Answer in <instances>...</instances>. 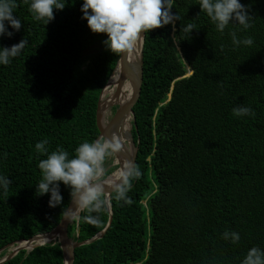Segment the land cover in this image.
Listing matches in <instances>:
<instances>
[{
	"label": "trees",
	"instance_id": "16d2710c",
	"mask_svg": "<svg viewBox=\"0 0 264 264\" xmlns=\"http://www.w3.org/2000/svg\"><path fill=\"white\" fill-rule=\"evenodd\" d=\"M60 2L65 8L45 25L33 19L31 0H15L22 27L5 22L13 35L0 36V47L28 41L0 64V176L12 181L6 195L0 187V248L60 222L70 189L61 182L62 204L50 208V193H36L38 164L57 148L74 158L81 143L99 137V95L120 56L82 19L83 0ZM199 2L174 0L175 29L145 34L132 129L141 176L130 202L112 194L111 225L76 248L74 264H242L252 247L264 251V0H240L251 27L230 22L223 33ZM188 24L196 26L190 34L181 31ZM232 32L253 45H234ZM240 106L254 117L234 116ZM45 139L48 152L38 153L35 145ZM106 168L107 176L116 166ZM94 215L98 225L74 219L69 236L84 240L102 230L109 211ZM225 231L237 232L239 241L223 239ZM4 264L64 261L56 242L22 249Z\"/></svg>",
	"mask_w": 264,
	"mask_h": 264
},
{
	"label": "clouds",
	"instance_id": "9594fccd",
	"mask_svg": "<svg viewBox=\"0 0 264 264\" xmlns=\"http://www.w3.org/2000/svg\"><path fill=\"white\" fill-rule=\"evenodd\" d=\"M28 0H25L27 3ZM66 3L60 0H31L29 11L35 21H42L47 25L54 20V10H63ZM199 6L202 12L215 24L218 32L223 33L230 22H236L243 30L251 27L249 10L240 0H200ZM15 0H0V36L11 37L5 22L15 31L22 27L21 21L14 15ZM174 0H83L81 11L82 19L87 20V26L94 34H106L107 40L103 41L106 48L114 55H122L132 52L138 42H142L144 35L151 30L172 25L175 29V21L180 20L179 15L173 14ZM196 26L188 24L181 31L191 33ZM232 43L236 46L253 45V38L239 39L235 32L231 33ZM175 40V36L173 37ZM28 44L23 39L18 44L0 47V64L8 65L12 58L21 54ZM236 117L251 115L254 111L249 107H236L232 110ZM45 139L35 145L36 151L46 154L48 149ZM125 150L123 137L113 133L109 138L102 137L94 142H83L75 149L74 158H69V153L63 148H57L40 160L38 167L41 170L42 179L36 187L37 195L50 193L49 207L55 208L62 204L63 197L60 194L62 182L70 189V198L73 211L68 208V213L73 218L82 219L85 223L96 226L100 223L99 216L110 206L113 198L116 201L130 202L128 193L134 180L141 176L139 167L130 160H125L122 167L114 174L115 179L106 180V162ZM12 181L0 176V187L4 194L8 192ZM106 186L111 187V193L106 191ZM80 212L86 215L79 217ZM65 218H68L66 214ZM223 239L237 243L240 236L237 232L225 231ZM242 264H264V251L258 247H252Z\"/></svg>",
	"mask_w": 264,
	"mask_h": 264
},
{
	"label": "water",
	"instance_id": "95a60500",
	"mask_svg": "<svg viewBox=\"0 0 264 264\" xmlns=\"http://www.w3.org/2000/svg\"><path fill=\"white\" fill-rule=\"evenodd\" d=\"M144 41L145 35L142 42H138L135 49L130 53H125L119 56L116 66L109 77L106 85L103 87L97 104V112H96V120L97 126L99 128L100 134L96 139H100L102 137L109 138L113 133H117L124 139L125 150L116 156H113V164L116 168L109 173L105 179L113 180L115 179L114 174L122 167V164L125 160H130L133 163H136V158L138 155V144L134 140V136L132 133V129L135 125V113L133 110V106L138 101L141 88L143 83V74H144ZM119 69V76L122 82L125 84L130 83L131 87L129 92H126L124 97L120 100L117 99L115 102L107 101L104 97L105 90L111 85V80L116 72ZM192 70L188 71V74H191ZM119 93V89L117 88L115 94ZM116 106V110L112 117L109 120L105 119V113L112 106ZM95 140V141H96ZM106 191L111 193V187L106 186ZM71 207L72 210H75V206L72 205V201L70 200L66 211L64 212L60 222L53 227L49 231H44L37 233L29 238L19 239L13 242L6 244L5 246L0 248V253L4 249H8L10 245H13L14 248L3 256L0 257V264H4L8 260L12 259L15 255H17L22 249H26L27 253L32 249L39 245H44L47 243H56L60 244L63 253V261L64 264H74L75 261V250L78 246L83 244H87L93 242L99 238H101L108 227L112 223V204L107 207L109 211V218L106 226L98 231L95 235L90 238L84 240H75L68 234L69 225L77 218H73L72 214L68 213V208ZM81 213V212H80ZM80 213L78 214L80 216ZM68 215L66 219L65 216ZM28 242V245H20V242Z\"/></svg>",
	"mask_w": 264,
	"mask_h": 264
},
{
	"label": "bare ground",
	"instance_id": "6f19581e",
	"mask_svg": "<svg viewBox=\"0 0 264 264\" xmlns=\"http://www.w3.org/2000/svg\"><path fill=\"white\" fill-rule=\"evenodd\" d=\"M131 85L130 83H123L120 76H119V69L116 70L112 80H111V85L105 90L104 92V97L105 99L109 102H115L117 99H122L125 95L126 92H129ZM119 89V93L115 94L116 89ZM107 113V112H106ZM105 113V115H106ZM20 245H28V242H20ZM14 248V246H10L8 248L9 251H11Z\"/></svg>",
	"mask_w": 264,
	"mask_h": 264
},
{
	"label": "rangeland",
	"instance_id": "374dc122",
	"mask_svg": "<svg viewBox=\"0 0 264 264\" xmlns=\"http://www.w3.org/2000/svg\"><path fill=\"white\" fill-rule=\"evenodd\" d=\"M115 110H116V106L115 105H112L108 110H107V113H106V115H105V119L106 120H109L111 117H112V115L114 114V112H115ZM110 160H111V162H110ZM106 167L108 166V167H110L112 164H113V158H110L109 160H108V162H106ZM113 166V165H112ZM115 166V165H114ZM11 246V245H10ZM13 246V245H12ZM9 252V250L6 248V249H4L1 253H0V257L1 256H3V254H6V253H8Z\"/></svg>",
	"mask_w": 264,
	"mask_h": 264
}]
</instances>
